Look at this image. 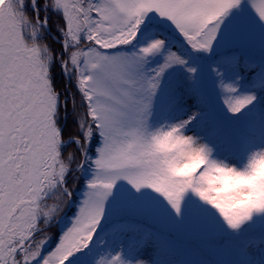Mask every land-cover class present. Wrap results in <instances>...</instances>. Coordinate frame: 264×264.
Wrapping results in <instances>:
<instances>
[{"label":"snow or ice","instance_id":"6c2138e0","mask_svg":"<svg viewBox=\"0 0 264 264\" xmlns=\"http://www.w3.org/2000/svg\"><path fill=\"white\" fill-rule=\"evenodd\" d=\"M0 264H264V0H0Z\"/></svg>","mask_w":264,"mask_h":264}]
</instances>
